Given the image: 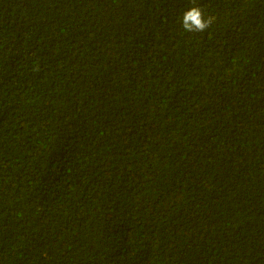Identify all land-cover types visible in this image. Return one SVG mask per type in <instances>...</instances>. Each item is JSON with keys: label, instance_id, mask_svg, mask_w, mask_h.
I'll list each match as a JSON object with an SVG mask.
<instances>
[{"label": "trees", "instance_id": "1", "mask_svg": "<svg viewBox=\"0 0 264 264\" xmlns=\"http://www.w3.org/2000/svg\"><path fill=\"white\" fill-rule=\"evenodd\" d=\"M0 264H264V0H0Z\"/></svg>", "mask_w": 264, "mask_h": 264}, {"label": "clouds", "instance_id": "2", "mask_svg": "<svg viewBox=\"0 0 264 264\" xmlns=\"http://www.w3.org/2000/svg\"><path fill=\"white\" fill-rule=\"evenodd\" d=\"M212 23L211 17H206L199 6L187 8L181 16V25L185 32H203Z\"/></svg>", "mask_w": 264, "mask_h": 264}]
</instances>
